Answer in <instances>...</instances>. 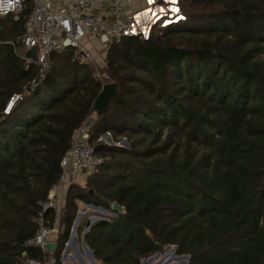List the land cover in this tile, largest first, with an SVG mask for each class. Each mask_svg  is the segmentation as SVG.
Segmentation results:
<instances>
[{
  "label": "trees",
  "instance_id": "obj_1",
  "mask_svg": "<svg viewBox=\"0 0 264 264\" xmlns=\"http://www.w3.org/2000/svg\"><path fill=\"white\" fill-rule=\"evenodd\" d=\"M181 3L185 20L175 27L107 50L115 93L88 130L103 161L85 186L65 190L55 264L75 201L123 207L82 234L98 264H140L157 243L184 264H264V0ZM28 9L0 16V264L46 254L24 244L36 229L37 202L99 92L70 48L51 52L44 78L23 92L36 72L22 59L35 55L20 39ZM14 94L21 98L3 113ZM105 132L109 144L97 140ZM54 214L45 212L47 225Z\"/></svg>",
  "mask_w": 264,
  "mask_h": 264
},
{
  "label": "built area",
  "instance_id": "obj_2",
  "mask_svg": "<svg viewBox=\"0 0 264 264\" xmlns=\"http://www.w3.org/2000/svg\"><path fill=\"white\" fill-rule=\"evenodd\" d=\"M27 5L29 9L23 20L20 39L24 48L34 49L35 55L34 58L26 56L22 59L27 64L32 63L36 72L23 85V92L32 90L44 78L50 67L48 56L53 51L70 48L76 51L79 63L93 64L96 55L104 58L108 48L124 37L146 40L153 30L173 28L185 20L181 0H0V16L12 13L16 18ZM91 75L98 82L99 90L107 83L105 73L92 70ZM20 98L19 94L9 97L3 113H8L12 104ZM93 113L91 111L72 132L69 147L59 161L57 179L49 186L45 200L37 202L36 229L24 244L35 246L46 254L42 260L26 259L24 264H55V257L46 251L45 244L55 243L58 231L47 225L45 212L53 211V222H56L62 210L65 190L72 183L73 176L95 171L103 161L101 155L93 152L88 140V130L95 118ZM102 137L100 135L97 140ZM60 193H63L62 198ZM75 202L80 205L69 240L76 238L74 226L82 218L85 222L82 227L84 233L94 221L105 219L104 216H115L111 209ZM92 211L99 214H91ZM92 218L95 220L92 221ZM69 240L63 244L61 259L67 257L71 260V253L67 251ZM61 264L67 263L62 260Z\"/></svg>",
  "mask_w": 264,
  "mask_h": 264
},
{
  "label": "rangeland",
  "instance_id": "obj_3",
  "mask_svg": "<svg viewBox=\"0 0 264 264\" xmlns=\"http://www.w3.org/2000/svg\"><path fill=\"white\" fill-rule=\"evenodd\" d=\"M77 57L78 56H77L76 51H72L71 59H75V61L78 62V60H76ZM80 64L84 65L83 63H80ZM87 65H84V66H87L89 68L90 75H91L92 70H96L99 73L103 72V73H105V75L108 76L107 71H106V60H105V57L102 58V57H99V56L96 55L95 56V61L93 62V64L90 63V64H87ZM91 77H92V75H91ZM106 80H107V82H109L108 78ZM93 115H95V113H93ZM101 135L103 137H102V139L100 141H102L103 143H106V144H109L111 142V141H108L103 134H101ZM122 139H124V138H118V141L115 142V144L116 145H121L122 143L120 141ZM92 173H93V171H91V172H80L76 176H73L72 183H76V184H78L80 186H85L86 177L88 175L92 174ZM62 197H63V193H60V198H62ZM78 205H80V204H77V209H78ZM77 209H76V212H77ZM92 212L93 213H91V214H94V215L99 214L97 211H92ZM75 217H76V213H75L74 218ZM74 218L72 220L70 230L73 228L72 225L74 224ZM82 219H81L80 223H82V221H83ZM94 220H95V218H92V221H94ZM80 223L76 224L74 227H76ZM50 226H53V228H55L57 231H59L60 228H61L58 225V219H57L56 222H53V224L50 225ZM74 230H75V228H74ZM69 234H70V232H69ZM82 234H83V231L81 229V234H77L75 239L69 240V236L67 238V241L68 240L70 241L69 249L67 250L69 253H71L70 259L73 260L74 264H81V262H79L75 258V254L73 253L74 249H75L76 254L78 255V257H80V259L83 261L84 264H98V261L96 259H94L91 254L89 256L90 259L86 256V254H85V252L83 250V246H85V245L81 241V236H80ZM164 247L165 248H163L161 251H156V254H157L156 256H154V254H155V252H154L152 255H150V256H148V257H146L144 259H141L140 264H183L184 263L185 258L174 255L172 246H169V247L164 246ZM85 248H86V246H85ZM149 257H151V259L148 261L147 259ZM59 260H60L61 263H62V260H63L67 264H73V263L70 262L71 260H69L67 257H64L63 259H61V254H60V259Z\"/></svg>",
  "mask_w": 264,
  "mask_h": 264
},
{
  "label": "water",
  "instance_id": "obj_4",
  "mask_svg": "<svg viewBox=\"0 0 264 264\" xmlns=\"http://www.w3.org/2000/svg\"><path fill=\"white\" fill-rule=\"evenodd\" d=\"M114 93H115V84L114 83L107 82V83H104L102 85L101 89L99 90V92H98V94H97V96H96V98H95V100L93 102V110H94L95 114L99 115V114L104 112V106H105L108 98L110 96H112ZM103 135L106 137V139L108 141H111L110 136H109L108 133L105 132V133H103ZM120 142L122 144L119 145V146H127V143H126L125 139H122ZM110 209L113 212H123V207L118 205L115 202L111 203ZM156 247L158 249L157 251H161L163 248H165L164 246H162V245H160L158 243L156 244ZM166 247H169V246H166ZM45 248H46V251L48 253H52L54 248H55V243L54 242H47L45 244ZM85 249L87 250V253L90 256V254H91L90 251L87 248H85ZM156 255L157 254L155 252L154 256H156ZM150 259H151V257H149L147 260L149 261Z\"/></svg>",
  "mask_w": 264,
  "mask_h": 264
},
{
  "label": "crops",
  "instance_id": "obj_5",
  "mask_svg": "<svg viewBox=\"0 0 264 264\" xmlns=\"http://www.w3.org/2000/svg\"><path fill=\"white\" fill-rule=\"evenodd\" d=\"M83 250H84L86 256L89 258V255H88V253H87V250L85 249L84 246H83ZM73 253L75 254V258H76L79 262H81V264H84L83 261L80 259V257H78V255L76 254L75 249H74V252H73ZM89 259H90V258H89ZM70 262L73 263V260H71ZM73 264H74V263H73Z\"/></svg>",
  "mask_w": 264,
  "mask_h": 264
},
{
  "label": "snow or ice",
  "instance_id": "obj_6",
  "mask_svg": "<svg viewBox=\"0 0 264 264\" xmlns=\"http://www.w3.org/2000/svg\"><path fill=\"white\" fill-rule=\"evenodd\" d=\"M176 11H178V9H176Z\"/></svg>",
  "mask_w": 264,
  "mask_h": 264
}]
</instances>
